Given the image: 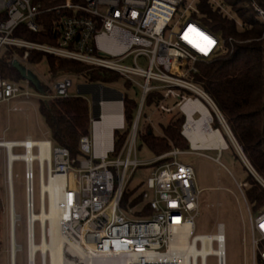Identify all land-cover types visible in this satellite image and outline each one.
Instances as JSON below:
<instances>
[{
    "label": "built area",
    "instance_id": "2783aa9c",
    "mask_svg": "<svg viewBox=\"0 0 264 264\" xmlns=\"http://www.w3.org/2000/svg\"><path fill=\"white\" fill-rule=\"evenodd\" d=\"M195 1L63 0L53 7L42 8L38 0H0V51L8 46L24 50L22 56H12L10 65L14 62L26 63L30 50L42 51L117 72L127 83L137 86L140 90L134 117L118 152L114 153V132L125 128L123 94L99 83H83L78 85L77 93L74 94L83 93L80 96L86 99L89 110V133L79 138L82 156L76 161L70 159L66 148H51L48 141L49 159L45 158L42 164L37 158L33 160L37 163L38 182L39 177L47 181L50 176L56 174L64 176V186L59 192L58 228L70 244L83 252L85 262L91 260L93 264H182L179 260H148L147 255L155 258L163 255L168 249L172 234L184 233L189 229L190 240L196 235L194 218L198 212L200 190L196 187L192 166L179 161L177 156L188 153L206 154L189 146L190 150L171 148L155 156L152 161H139L136 158L138 134L147 123L153 125L151 117L156 112L171 113L177 109L184 114L186 124L187 113L183 106L193 99L207 104L203 97L205 96L215 109L210 108L212 117L218 121L216 113L221 115L210 97L198 85L185 79L190 72L195 71V62L211 59L221 47L218 35L195 19L194 14L198 13ZM211 1L231 16L223 3L218 0ZM252 6L256 19L264 23V9L255 3ZM49 10L65 11L60 15L57 24L59 37L56 45L13 36L14 30L21 24L36 32L39 29L36 20L38 15ZM238 25L240 26L239 23ZM203 37L212 41L211 45ZM201 48L205 50L201 51ZM139 58L146 60V67L138 63ZM128 59L132 62L125 64L124 61ZM174 65L176 70H173ZM29 86L31 85L28 79L21 83L5 79L0 74V103L28 99L30 93L26 88ZM71 86V79L64 75L51 87L43 91L38 90L36 96L41 99L66 97L72 95L69 94ZM153 91L159 92L162 97L150 107L151 112L146 114L143 111L146 107L145 99ZM115 101L120 102V117L117 124L111 127L110 146L103 152H97L95 122L102 116V104ZM12 109L17 110V107ZM194 114L199 116L196 110L190 112L189 116L193 118ZM12 143L11 151L17 147H21L23 151L27 150L22 140ZM237 147L243 164L264 189V179L249 165L240 146ZM34 148L35 154H38L39 146L32 145L31 151ZM220 151L218 150V154ZM213 159L221 164L218 158ZM160 160L164 161L155 166L146 181L151 195L144 191L139 194L140 205H148L151 213L134 217L132 215L136 206H127L126 210L121 206L126 184L136 167L154 164ZM25 172L27 214L29 209L34 210L32 198L30 203L28 201V194L33 196V175L28 173L26 166ZM237 186L246 200L243 191L246 184L237 183ZM249 227L252 264H257V257L264 264V211L256 217L249 213ZM44 230H47V227ZM41 231L40 228L39 242ZM219 232H222L224 242L223 223H217L216 233ZM195 244L201 247L199 239ZM211 244H215V248L219 247L217 239H213ZM66 249L70 254L72 250ZM77 249L74 250L78 251ZM208 255L215 256L216 264H225L224 246L221 254L208 252L205 258ZM203 260L201 255H197L195 264H203ZM71 261L81 263L79 260ZM49 262L48 253L40 252L39 264ZM27 264H35V257L32 262L28 258Z\"/></svg>",
    "mask_w": 264,
    "mask_h": 264
},
{
    "label": "trees",
    "instance_id": "16d2710c",
    "mask_svg": "<svg viewBox=\"0 0 264 264\" xmlns=\"http://www.w3.org/2000/svg\"><path fill=\"white\" fill-rule=\"evenodd\" d=\"M38 1L42 8H48L60 4L63 0ZM218 1L224 4L231 16L225 14L211 0L195 1L198 10V13L194 14L195 19L218 35L221 47L216 56L198 61L195 71L186 77L210 97L247 162L264 179V23L256 19V12L252 6L255 3L264 9V0ZM63 13L65 11H44L36 19L39 24L36 32L21 24L14 30L13 36L56 45L59 37L57 24ZM23 53L24 50L20 47L8 46L1 49L0 74L3 78L17 82L24 79L20 71L9 64L13 55L20 57ZM27 62L31 65L44 63L50 76L74 74L83 76L87 83L112 81L120 76L108 69L36 50L28 52ZM161 97L157 91L150 92L145 99L146 107L150 108ZM123 103L125 128L114 132V153L120 150L137 107L134 99L123 97ZM38 112L48 130L49 137L46 140L53 146L66 148L70 159L76 161L81 157L79 138L89 133V110L86 99L74 94L49 99L38 98ZM160 113L164 115L165 112ZM170 114L168 120L155 122L159 132H154L153 125L147 123L138 134V138L155 156L171 148L180 150L189 148L188 141L181 133L185 121L184 114L177 109ZM212 118V128L220 130L227 146L232 149L235 157L240 159L221 131V125L214 116ZM162 161L164 160L154 164L158 165ZM243 167L247 170L244 165ZM247 172L248 176L244 182L246 199L253 207L261 206L264 204V189L248 170ZM132 195L133 191L126 189L121 206L123 208L136 206L133 214L138 216L150 214L148 205H140L141 196L137 195L129 200ZM257 264H262L258 257Z\"/></svg>",
    "mask_w": 264,
    "mask_h": 264
},
{
    "label": "rangeland",
    "instance_id": "374dc122",
    "mask_svg": "<svg viewBox=\"0 0 264 264\" xmlns=\"http://www.w3.org/2000/svg\"><path fill=\"white\" fill-rule=\"evenodd\" d=\"M131 62L132 61L129 59L124 61L125 64H130ZM197 62H195L194 66H196ZM138 63L143 67L147 65L144 58H139ZM19 65L23 67L25 75H29V77L32 78L33 82L30 81L31 86L26 88L30 95L28 99L11 100L7 103H0V141L21 140L27 135L32 139L46 140L49 137L48 130L38 112V97L36 96L38 89H36L35 86H40L39 88L41 90H45V88L51 87L59 78L57 76H50L46 72L44 63L31 65L26 62ZM67 76L72 81L69 94L77 93L78 85L87 83L83 76H76L74 74H68ZM25 79L26 78L21 79L20 82L23 83ZM185 79L188 80L187 77H185ZM99 84L117 90L127 99H134L136 102L139 100V88L133 84L127 83L123 77L119 76L112 81L100 82ZM191 96L194 95L191 94ZM14 106L17 107V110L12 109ZM143 111L149 114L151 109L144 107ZM157 113L158 112H156L155 116L152 115L151 117L153 129L156 133L160 130L155 122L166 121L171 116L170 113H164V115H162V113ZM198 117L197 114L193 115L194 119ZM221 129L223 134H225L222 126ZM226 133L227 135L229 134L227 131ZM227 135L225 134L226 137ZM227 140L229 141L228 137ZM136 145V158L139 161H152L154 159L155 155L139 138H137ZM51 148H53V144ZM188 150H190V147ZM12 152L20 154L24 151L21 147H17L13 148ZM32 152L35 154V148ZM198 152H202L206 155L188 153L177 156L179 161L192 166L195 184L197 189L200 190L198 212L194 218V234H214L217 230V223H223L225 264H252L249 213L252 217H256L264 211V204L253 207L247 199L245 200L242 197L237 183H244L248 176V172L243 167L244 164L242 161L235 157L230 147L227 146L221 149L219 154L216 149H200ZM213 158H218L222 165ZM155 166V164L149 163L140 165L134 169L126 184V189L133 191V195L130 199L139 195L142 191L146 192L149 196L151 195V191L146 187V181ZM7 173L6 149L0 147V264H11L10 254L12 247L9 223L10 193ZM32 174L33 211L37 213L40 209V199L36 161L32 163ZM25 176V163L22 160L13 161L11 166L12 205L14 213L17 216L14 225V264L28 263ZM244 190L245 187L243 188V191ZM44 205L47 208V194H45L44 197ZM124 209L126 210L127 207H124ZM132 216L139 217L136 214ZM45 227H47V230L43 231L48 243V223ZM40 228V223L34 221L33 232L34 242L36 244L39 243ZM213 247H215V244H213ZM35 252V264H39L40 251L37 250ZM46 253L49 255L48 251H46ZM70 255L71 254L67 253V256H65L67 264H76L71 261L72 259L69 258ZM205 264H216L215 256H206Z\"/></svg>",
    "mask_w": 264,
    "mask_h": 264
},
{
    "label": "bare ground",
    "instance_id": "6f19581e",
    "mask_svg": "<svg viewBox=\"0 0 264 264\" xmlns=\"http://www.w3.org/2000/svg\"><path fill=\"white\" fill-rule=\"evenodd\" d=\"M173 70H176V65L173 66ZM200 94V93H199ZM206 100V104H204L199 99H193L183 106L184 111L187 115L192 111L199 112V117L189 118L187 123L184 126L183 133L190 140L192 147L197 149H216L221 150L227 147V143L223 138L219 129H214L210 127V123L212 120V114L210 112V108H213V104L211 101L203 96ZM120 102H104L102 104V116L95 123V143H96V151L103 152L110 146L111 139V127L117 124L118 118L120 117ZM215 110V109H214ZM218 121L220 125L223 127L224 131L228 132V137L234 143V139L230 134L227 126L224 121L220 117L218 113ZM225 127V128H224ZM227 134V133H226ZM23 144H26L27 150L23 153H13L11 151V146L13 141L3 140L0 141V146L6 149L7 153V170L8 164H10V170H8V183H9V223H10V232L11 227L14 231V225L17 220V216L14 213L12 200H13V192L11 185V166L13 161L22 160L27 167L28 173H32V163L34 158H37L42 164L43 160L49 159V142L48 140H33L27 138L22 140ZM34 144L39 146V153L34 154L30 147ZM237 147V145H236ZM238 148V147H237ZM33 175V174H32ZM33 181V180H32ZM31 181V182H32ZM64 176L60 174H56L55 176H50L47 181H45L42 177H39V199H40V209L37 213L28 211L29 221L27 223V241H28V258L32 262L34 259L35 251H40L41 253L49 252L50 262L49 264H67L65 260V256H67L66 248H70V259L79 260L80 264H93L91 260H87L85 262L83 252L79 251L72 244H70L69 240H66L58 228V217L60 212L59 207V192L61 188L64 186ZM45 194L48 196V206L47 208L44 205V197ZM33 196L28 194V201L30 203V199ZM34 221H38L40 223L41 230L43 231L46 224L48 223V237L49 242L47 243L45 238V233L41 231V241L39 243H35L33 241V225ZM189 229L184 233H175L171 236V241L168 245L167 251L160 256L152 257V255H147L148 260H162L166 259L168 261L179 260L182 264H195V257L197 255H201L203 257V264H205V255L206 253H215L221 254L223 252L224 242H222V232L218 234H204V235H195L193 240L189 239ZM199 239L201 242V247L196 246L195 241ZM213 239H217L219 241V247H213L211 241ZM11 241V238H10ZM67 245L69 247H67ZM11 264H14V254H15V243H11ZM77 249L78 251L74 250Z\"/></svg>",
    "mask_w": 264,
    "mask_h": 264
},
{
    "label": "water",
    "instance_id": "95a60500",
    "mask_svg": "<svg viewBox=\"0 0 264 264\" xmlns=\"http://www.w3.org/2000/svg\"><path fill=\"white\" fill-rule=\"evenodd\" d=\"M13 66H15L19 71H20V73L22 74V76L24 77V78H26V79H28L29 81H32V78H30L29 77V75H25V71H24V69H23V67H21L17 62H14V64H13ZM33 82V81H32ZM95 85H97V84H95ZM101 85V84H100ZM39 91H43V90H41L37 85L35 86ZM78 94L79 95H81V94H83L82 92H78ZM120 94V93H119ZM220 117H221V115H220ZM189 118H191L189 115H187L186 116V121L189 119ZM222 118V117H221ZM222 120H223V118H222ZM224 121V120H223ZM224 123H225V121H224ZM226 124V123H225ZM184 126H185V122H184V124H183V126H182V135L186 138V140L188 141V143H189V146L190 147H192V144H191V142H190V140L185 136V134L183 133V130H184ZM227 126V125H226ZM228 128V127H227ZM229 130V129H228ZM230 132V131H229ZM225 134H226V132H225ZM230 134H231V132H230ZM227 135V134H226ZM232 135V134H231ZM227 137H228V135H227ZM233 137V136H232ZM228 139H229V141H230V143H231V145L234 147V149H235V151L237 152V154H238V156L240 157V159H241V161L243 162V158H241V154L237 151V149H236V145H237V143H236V141H235V139H234V143L230 140V138L228 137ZM245 166V165H244ZM8 170H10V164H8ZM31 200V199H30ZM28 221H29V217H28V213H27V223H28ZM10 238H11V243H13L14 242V231H13V229H12V227H11V232H10Z\"/></svg>",
    "mask_w": 264,
    "mask_h": 264
},
{
    "label": "crops",
    "instance_id": "0c3cea01",
    "mask_svg": "<svg viewBox=\"0 0 264 264\" xmlns=\"http://www.w3.org/2000/svg\"><path fill=\"white\" fill-rule=\"evenodd\" d=\"M59 77H61V76H59ZM58 77V78H59ZM36 88V87H35ZM37 89V88H36ZM73 94V93H72ZM75 94V93H74ZM25 138H30V139H32L29 135H27ZM24 138V139H25ZM21 140H23V139H21ZM21 140H10V141H21ZM33 140H42V139H33ZM3 141V140H2ZM7 141H9V140H7Z\"/></svg>",
    "mask_w": 264,
    "mask_h": 264
},
{
    "label": "snow or ice",
    "instance_id": "6c2138e0",
    "mask_svg": "<svg viewBox=\"0 0 264 264\" xmlns=\"http://www.w3.org/2000/svg\"><path fill=\"white\" fill-rule=\"evenodd\" d=\"M194 31V30H193ZM203 39L207 40L208 41V44L211 45L212 41L208 40L207 37H203ZM205 49L201 48V51H204Z\"/></svg>",
    "mask_w": 264,
    "mask_h": 264
}]
</instances>
